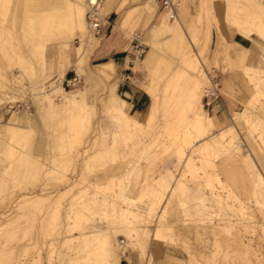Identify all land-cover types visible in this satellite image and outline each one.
<instances>
[{"label":"rangeland","instance_id":"374dc122","mask_svg":"<svg viewBox=\"0 0 264 264\" xmlns=\"http://www.w3.org/2000/svg\"><path fill=\"white\" fill-rule=\"evenodd\" d=\"M64 1L0 0V264H69L73 257V264H104L108 255L94 257L93 242L82 239L95 232L108 236L112 264H264V89L256 95L242 69L264 77V0H176L168 30L158 28L165 14L158 0H149L146 14L162 16L146 45V32L132 35L143 51L129 53L134 70L126 71L155 103L156 118L135 133L107 110L114 86L120 97L121 75L88 74L86 36L97 33L87 23L84 34L62 24L70 38L48 42L41 59L35 46L46 33L28 18L63 9ZM231 19L243 21L244 32ZM228 33L246 39L251 57L241 53V68L225 53ZM72 60L76 65L66 66ZM74 72L78 82L65 85ZM221 72L239 74L242 95L199 143L230 129L226 137L240 145L205 158L193 147L199 143L189 123L193 114L203 117L201 109L211 114L203 96L214 88L212 73L217 80ZM198 81L200 103L192 99ZM77 91L90 107L80 116L60 102ZM14 124L29 130L13 138ZM159 180L156 200L150 192ZM127 207L132 221L118 213Z\"/></svg>","mask_w":264,"mask_h":264},{"label":"crops","instance_id":"0c3cea01","mask_svg":"<svg viewBox=\"0 0 264 264\" xmlns=\"http://www.w3.org/2000/svg\"><path fill=\"white\" fill-rule=\"evenodd\" d=\"M105 5L104 20L97 36L92 35L90 38L89 36H86V42L90 47L86 54V59L87 63L92 66V69L89 70L91 73L89 72L88 74L97 79H106L97 74L96 67L101 64L113 62L115 65V73L110 77L114 75L117 76V74L122 77L119 85L120 97L117 96L125 102L124 109L126 113H124L127 114V117H131L134 121L139 122L140 124L145 123L150 117L149 111L151 113L150 108H152V106L150 105L152 100L148 93L133 81L132 76H129V72L134 70V67L131 68L129 66V63L131 62L129 53L133 51L131 45H133V42L135 43V41L132 40V35L139 33L143 36V33L146 32L144 38L140 40L141 43H144L150 34L149 30L162 16V12L164 11L159 12L156 10V12L153 13L154 9H152L150 16H147L146 7L150 6L153 8V3L150 4L149 0H106ZM176 17L179 19L178 16ZM133 30L136 32H133ZM238 36L239 35L236 33L227 34L230 43L229 46L225 48V53L233 60L235 67L241 68L239 62V56L241 53L245 51L248 52V62L251 55L249 49L244 47L246 39ZM71 65H76L75 60L66 64V66ZM127 69H130V71H126ZM240 71L242 73V70ZM63 72L64 69L59 71V74L62 75ZM126 76H128V78ZM216 82L218 98L211 99L210 97H207L206 99H203L202 103L203 106H206V109L210 110L211 114H208L210 117L206 116L201 109V115L214 121V127L216 126V122L221 125L226 121L229 112H233V109L236 107L234 101L237 97L240 98L242 95L239 90L241 80L238 73L230 75L229 73L221 72V75H219ZM118 264H123L120 258Z\"/></svg>","mask_w":264,"mask_h":264},{"label":"bare ground","instance_id":"6f19581e","mask_svg":"<svg viewBox=\"0 0 264 264\" xmlns=\"http://www.w3.org/2000/svg\"><path fill=\"white\" fill-rule=\"evenodd\" d=\"M74 1V0H73ZM76 1V0H75ZM74 1V3H72V1H67L65 0L63 2V5H64V8L61 9L59 7H55L56 11L54 12H51L50 14H47L46 11L44 13H40L39 14H33L31 16V18L27 17L28 19L32 20V25L27 22V24L29 23L30 26H34V25H37L40 27V29L46 33V38L43 39L44 42L42 44H39V45H36L35 47L39 50V53H40V56H41V59H43V49L44 47L46 46V44L52 40H56V41H61L63 39H69L70 38V35L71 33H69L68 31H70L71 29H75L76 27H79L80 29H75V33H83L85 31H87V27H86V21H85V13H86V10L87 8L89 7V5L91 3H94L95 0H77L76 2ZM88 1V3H87ZM105 3H106V0H103L100 8H99V12L101 14V16H103L104 18V6H105ZM54 10V9H53ZM60 10H65V13H62V11ZM64 12V11H63ZM165 14L163 16V18L161 19V21H159L160 25L158 26V28H160L161 30H168L170 29V27L168 26L167 22H168V19L170 18H174V14L169 11V10H166L164 11ZM171 14H170V13ZM149 13V12H148ZM260 13V12H259ZM151 13H149L147 16H150ZM263 16V15H262ZM104 20V19H103ZM27 21V19H26ZM25 21V23H26ZM178 23V21H177ZM244 22L243 21H237V20H233L231 19L230 20V24L231 27H233L234 29H240V27L242 26L241 24H243ZM28 24V25H29ZM64 24L63 26L67 28H69L70 30L66 31L64 29H62L61 25ZM67 24V26H66ZM246 24V23H245ZM262 24V23H260ZM247 25V24H246ZM64 27V28H65ZM243 27V26H242ZM172 28V27H171ZM249 29V28H248ZM90 30V29H89ZM174 30V29H173ZM242 30V29H240ZM252 30V29H250ZM73 31V30H72ZM71 31V32H72ZM171 31V30H169ZM243 31V30H242ZM175 32V31H174ZM244 32V31H243ZM259 32V31H258ZM247 33V31H246ZM88 35V34H87ZM258 35V34H257ZM66 44V43H65ZM34 48V47H33ZM151 48V47H150ZM38 53V52H37ZM35 54V53H34ZM152 53H148L147 56H146V59H145V62H150L152 60ZM242 60H243V57H241ZM244 61V60H243ZM242 61V62H243ZM143 63V62H142ZM146 63V65H147ZM41 64V63H40ZM186 64V63H185ZM188 67L187 68H190V64L187 63L186 64ZM242 67V66H241ZM97 72L98 74H109V75H113L115 73V65L113 62H108V63H105V64H101V65H98L97 67ZM194 68V67H191V69ZM197 69V68H196ZM243 69V72L249 82V84L252 86L253 88V91L255 92L256 95H260L261 94V91L262 89H264L263 87V78L262 76H260V74L258 72H256L254 69H251V68H248V67H242ZM199 70V68H198ZM200 71V70H199ZM263 74V73H261ZM78 75V74H77ZM79 76V75H78ZM202 79V78H201ZM200 81V80H199ZM198 81V84L196 83V85L198 86L195 91L193 92L192 94V99H193V102H199L200 100V91L198 90L200 88V82ZM211 81V80H210ZM212 83V82H211ZM210 83V84H211ZM194 85V83H192ZM214 86V88L210 89V90H207L208 92H212V91H215V93L218 94V90H217V82L215 83H212ZM195 85V87H196ZM191 87V86H189ZM116 89V87L114 86L112 88V91H111V94H110V97L112 98L111 100V104L108 106V109L109 112H115V114L117 115V117L120 119V120H123L124 123H121L123 126H126L128 128L131 127V130L135 133V132H140V131H143L144 129H146L147 126H144L142 124H140L139 122H136L134 121L133 119H131L130 117H127L123 112H122V108H123V105H124V101L121 100V99H118V96L113 93V90ZM191 91V90H190ZM205 91V92H207ZM255 95V96H256ZM83 96H84V93H83ZM191 96V95H190ZM82 97V96H81ZM80 97V92L77 91L75 93H72L70 95H62V97L60 98V102L62 103L63 107L66 109V110H74L79 116L81 114V110H83V107H87V105H85L83 103V97L81 98ZM187 99V98H186ZM189 102V101H188ZM200 103V102H199ZM51 104V103H50ZM152 106V105H151ZM178 106V105H177ZM175 106V107H177ZM156 105L155 103L153 104L152 108H151V113H150V120H149V123L148 125L150 124V122L152 121L155 112H156ZM90 108V107H89ZM87 107V109H89ZM92 108V107H91ZM192 108V107H191ZM86 109V108H85ZM86 109V110H87ZM85 111V115H87V112ZM90 110V109H89ZM181 110V109H180ZM83 111V113H84ZM196 112V110H194ZM73 114V112H72ZM115 114H112V115H115ZM82 115V114H81ZM115 115V117H116ZM88 116V115H87ZM84 118V117H83ZM89 118V117H88ZM156 118V117H155ZM154 118V119H155ZM153 119V120H154ZM14 120V118H13ZM81 120V119H80ZM88 120V119H87ZM190 125L192 126V128L195 130V132L197 133V135L193 138L195 139L196 142L199 143V140H201L202 135L204 133V130L205 128H207V126H212L213 122L211 119L209 118H203L199 115H196V114H193V117L192 119H190ZM153 122V121H152ZM147 124V123H146ZM152 124V123H151ZM8 128H11V135L13 138H17V136H22L23 134L27 133V131L29 130L28 127H21V126H18V125H12V126H9ZM121 128V126H120ZM123 128V127H122ZM126 130V129H125ZM230 129H226V130H222L220 132L217 133V135H212L211 136V140L208 142V141H203L201 143H199L198 145H194L193 147L195 148V150L197 149L202 156L205 155V158H207L209 156L210 153H216L218 150H220L221 148L223 149H227V148H233L234 147H238V143H236V145L234 146L233 143H234V138L236 139L237 137H226V134L225 132L228 131ZM123 131H124V128H123ZM122 131V133H123ZM128 131V129L126 130ZM125 131V132H126ZM145 131V130H144ZM143 131V132H144ZM31 132V130H30ZM184 133V132H183ZM189 133V132H188ZM234 133V132H233ZM30 134V133H29ZM126 134V133H125ZM232 134V133H231ZM133 135V134H131ZM136 136V135H135ZM233 136V134H232ZM30 137V136H29ZM132 138V137H131ZM20 139V138H19ZM18 140V139H17ZM23 140V139H22ZM193 142V141H192ZM193 149V148H192ZM238 150V149H237ZM104 151V149H103ZM6 152V151H5ZM108 153V152H107ZM218 153V152H217ZM190 156V155H189ZM246 159V158H245ZM193 160V159H192ZM198 160V159H197ZM205 160V159H204ZM30 161V160H29ZM206 161V160H205ZM191 162V160H190ZM203 163V162H202ZM193 164V163H192ZM191 164V165H192ZM210 164V163H209ZM190 165V164H189ZM191 165L189 167H191ZM193 166V165H192ZM203 166V165H202ZM193 169V168H192ZM118 177V176H117ZM261 181V180H259ZM155 183L157 185H153V187L151 188V194L152 196L155 197V199L160 196L162 193L160 192L161 191V188L163 187V185L161 184L160 180L159 181H155ZM222 186V185H221ZM220 186V187H221ZM262 191V190H261ZM263 192V191H262ZM230 196V195H229ZM153 197V199H154ZM162 197V196H161ZM157 200V199H156ZM215 200V199H214ZM91 200L88 201V204L90 203ZM92 203V201H91ZM106 203V202H105ZM88 204H85V202L83 201L81 203V205L83 207H86V205ZM110 204V203H108ZM198 204V203H197ZM218 204V203H217ZM113 205V206H112ZM115 204L111 203L110 204V207H111V211H114L112 209H116L115 207ZM117 206V205H116ZM200 206V205H199ZM109 207V208H110ZM204 207V206H203ZM118 209V208H117ZM240 209V208H239ZM184 210V209H183ZM72 211V210H71ZM263 212V211H262ZM117 213V212H115ZM120 214V217L123 221H132L134 218H135V212L134 210L132 209V207H127L126 210H124L123 208V211H120L118 212ZM256 221V220H255ZM129 223V222H127ZM129 227V226H128ZM160 231V230H159ZM157 232V230H156ZM155 232V233H156ZM159 233V232H158ZM157 236V234H154V236ZM159 235H163L162 233L161 234H158V237L161 238ZM83 236V235H82ZM239 236V235H238ZM163 237V236H162ZM108 236L106 234H103V233H90L88 235H84V238H82L83 240H85V243L86 241H92L93 244H92V248L90 249V251L92 252V254L94 255H97L96 257L97 258H105V255H108V261L105 262L106 264H112V250L110 248V243L108 241ZM236 238V237H235ZM238 238V237H237ZM155 240H157L155 238ZM91 242V243H92ZM90 243V242H88ZM86 247V246H85ZM81 251V250H80ZM76 257V256H75ZM80 257V256H79ZM93 257V258H94ZM77 258V257H76ZM75 258V260H76ZM92 258V259H93ZM80 259V258H79ZM74 257L73 258H70L69 259V264H73L74 263ZM78 260V259H77ZM94 260V261H93ZM92 261L93 262H97L95 261L96 259H93ZM100 259H98V262L101 263V261H99ZM104 260V259H103ZM106 261V260H105ZM97 262V263H98ZM104 263V264H105Z\"/></svg>","mask_w":264,"mask_h":264},{"label":"built area","instance_id":"2783aa9c","mask_svg":"<svg viewBox=\"0 0 264 264\" xmlns=\"http://www.w3.org/2000/svg\"><path fill=\"white\" fill-rule=\"evenodd\" d=\"M159 1V5L162 9V11H166L169 10L173 13V10L176 8L177 6V1L176 0H158ZM103 0H95L94 3H91L89 5V7L86 10L85 13V20L87 23V27L88 29H90V31L92 33H98L100 30V27L102 25V21H103V16H101L100 12H99V8L102 4ZM137 35L134 36L132 38L133 41H135V43H133V45H131L132 49H133V57L134 58H138L140 56V54L142 53L143 49L142 47H140V44L138 43L137 40ZM212 72V71H211ZM213 75H211L210 79L212 83H215V75L214 73H212ZM128 78V76H126ZM78 75L74 72V74L67 78L64 79L65 85H69V86H73L78 82ZM217 93H215V91L212 92H205L204 93V98L206 99L207 97L212 98H216L217 97Z\"/></svg>","mask_w":264,"mask_h":264}]
</instances>
